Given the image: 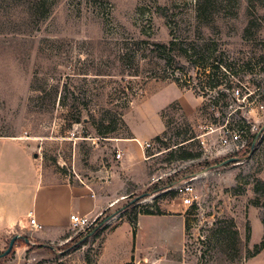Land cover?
<instances>
[{
    "label": "rangeland",
    "instance_id": "obj_1",
    "mask_svg": "<svg viewBox=\"0 0 264 264\" xmlns=\"http://www.w3.org/2000/svg\"><path fill=\"white\" fill-rule=\"evenodd\" d=\"M240 83L264 103V0H0V135L26 146L48 180L107 208L90 229L98 237L71 226L68 243L37 246L33 255L50 256L23 264H97L106 235L126 220L139 230L131 264H264V119L242 154L216 157L195 141L201 157L183 160L175 146L215 118L208 96ZM234 109L219 120L248 118ZM5 147L27 164L21 147ZM148 210L168 218L139 219Z\"/></svg>",
    "mask_w": 264,
    "mask_h": 264
},
{
    "label": "crops",
    "instance_id": "obj_2",
    "mask_svg": "<svg viewBox=\"0 0 264 264\" xmlns=\"http://www.w3.org/2000/svg\"><path fill=\"white\" fill-rule=\"evenodd\" d=\"M8 144L21 147L27 164L14 163V157H9L8 148L5 147ZM39 168L40 165L31 159V153L26 146L16 139L0 135V255L7 248L10 238L22 236L25 231L30 235V243L24 241L23 245L18 244L15 249L16 259L8 264H23L27 260L32 263L50 256V254L36 256L32 250L42 246L55 251V244L68 243L72 239L68 233L71 215L95 219L101 217L107 209L101 200L92 197L86 189L48 180L41 174ZM30 212L42 226L41 230L31 228L28 218ZM143 216L145 215H140L139 219ZM158 217L168 218L162 215ZM179 221L183 238L185 223L183 219ZM133 226L131 221L126 220L106 235L97 264L132 263L134 257L138 256L139 235V230H135ZM98 232L94 238L98 237ZM121 236L123 244L120 241ZM118 240L123 245L124 253L120 252V247L118 248ZM5 259L2 258L0 264H5ZM83 264L88 262L83 261Z\"/></svg>",
    "mask_w": 264,
    "mask_h": 264
},
{
    "label": "built area",
    "instance_id": "obj_3",
    "mask_svg": "<svg viewBox=\"0 0 264 264\" xmlns=\"http://www.w3.org/2000/svg\"><path fill=\"white\" fill-rule=\"evenodd\" d=\"M233 84V82H232ZM229 86L228 88H230ZM216 90V88H215ZM260 89L251 90L243 84H236L231 87L230 91L224 90L223 94L217 97L208 96L206 106L210 109L215 118L212 122H207L199 127V134L193 139L198 141L202 151L206 154L214 153L216 157L221 156H235L237 154L245 153L253 148L255 141L256 125L264 119V103L259 95ZM224 99V100H222ZM246 111V117L241 119L240 123L233 124L229 121L230 115L223 118L221 122L218 118V113L222 108ZM234 109V112L237 111ZM260 114V115H258ZM256 115L261 117H256ZM223 116V115H222ZM224 117V116H223ZM252 120V122H251ZM254 123V125L252 124ZM216 140V142H213ZM216 144V147L213 146ZM144 149H150V143L140 144ZM124 157L122 151H118L116 158L121 160ZM183 194V205L185 207H192L197 201L194 188L191 185L184 186L180 189ZM94 197V195H92ZM30 226L32 229L41 230L42 226L38 224L32 212L28 214ZM98 217L95 219L86 216L71 215L70 222L74 230H90L96 223Z\"/></svg>",
    "mask_w": 264,
    "mask_h": 264
},
{
    "label": "trees",
    "instance_id": "obj_4",
    "mask_svg": "<svg viewBox=\"0 0 264 264\" xmlns=\"http://www.w3.org/2000/svg\"><path fill=\"white\" fill-rule=\"evenodd\" d=\"M170 44H171V46H177L175 41H171ZM188 53H189L188 50H184L183 49L182 52L179 53V55L181 57H183V58H187L188 57ZM222 65H224L223 62L216 61V64H212L210 66L211 67V71H214L215 73H217L218 71H220ZM210 78H213V74H210ZM210 81H211V79H210ZM218 85H220V83L217 84L216 86H218ZM54 92L57 93V90L54 91ZM42 93L44 95L47 94L46 91H44V90L42 91ZM53 96H54V94H53ZM50 100L52 101V97H51ZM176 106H177V104H174V103L171 104V105H169L165 110H163V112L161 113V116L163 118L168 117L170 115L168 113H170L171 111H173ZM51 107L52 106L50 104V108ZM119 121H120L121 125H123V126L125 125V123H124V121L122 119L119 120ZM179 135L180 134H178L176 136L178 137ZM185 138L186 139H183V141H181L180 143H178V144L175 145V146H179L177 149L179 151V154L178 155H179L180 159H183V160H195V159H199L201 157V152L191 149V147L197 146L195 140L193 141V139L195 138V136H191L190 138H187V137H185ZM155 140L157 142H159L163 147H167V145H168L167 142H164L160 137H157ZM187 145H190V147L187 146ZM142 214L143 215H148V216H161L162 215L160 211H157V212L154 213V212H151L149 210L148 211H144ZM134 221L131 220V222L135 225L136 222H134ZM91 232H92V230H89L88 231V234H90ZM19 241H24V239H19V240L16 241V243L14 245V249L12 250V252L15 251V249H16ZM128 264H131V263H128Z\"/></svg>",
    "mask_w": 264,
    "mask_h": 264
},
{
    "label": "water",
    "instance_id": "obj_5",
    "mask_svg": "<svg viewBox=\"0 0 264 264\" xmlns=\"http://www.w3.org/2000/svg\"><path fill=\"white\" fill-rule=\"evenodd\" d=\"M263 130H264V126H263V128H262V131H263ZM259 135H260V134L257 135V138L259 137ZM34 157L37 158V155H35ZM237 162H238V159H236V158H232V159L226 160L225 162H223V163H221V164H219V165H215V166H213L211 169H218V168H221V167H225V166L228 165V164H231V163H237ZM96 231H97V228H96L95 230H93V232H91V233L89 234V236H94V235L96 234ZM19 239H24V237H23V236H19V235H17V236H14V237L11 239L10 244H9L7 250H6L3 254L0 255V260H1L2 258H4V257L8 256V255L12 252V250H13V248H14V245H15L16 241L19 240ZM24 240H25L26 243H30L29 240H27V239H24Z\"/></svg>",
    "mask_w": 264,
    "mask_h": 264
}]
</instances>
